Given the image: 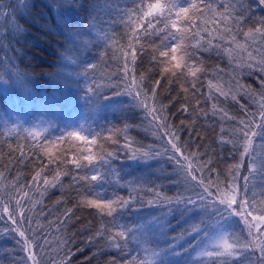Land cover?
Instances as JSON below:
<instances>
[{"label":"trees","instance_id":"trees-1","mask_svg":"<svg viewBox=\"0 0 264 264\" xmlns=\"http://www.w3.org/2000/svg\"><path fill=\"white\" fill-rule=\"evenodd\" d=\"M210 2L214 7L230 4L237 14L243 12L246 18L250 17L245 24L240 25L243 31L258 24L260 18L264 17V6H259L257 0ZM133 3L134 0H0V72L8 69L10 73V78L6 74L4 83H0V193L11 191L14 185L29 183L39 170L38 165L48 163L44 157L45 151L53 155L66 152L69 159L72 157L73 153L68 150L75 147L74 144L59 140L61 136L49 139L46 132L54 127L67 105L78 103L82 107L85 124L94 128L93 134H100L99 143L103 148L107 151L119 150L121 153L119 159L104 166L107 174L100 182L105 196L110 194V198H113L115 193L125 199L129 196L136 199L135 203L116 213V222L131 225L150 221L152 250L160 251L162 264H195L200 258L192 255V246L201 238L195 233H184L185 229L190 230L194 221L206 216L205 211L195 208L188 210L182 204H147L148 200L156 198L157 191L174 196L185 188L176 165L164 152L165 142L159 139L150 117L126 94V88L117 89L119 94H113L115 90L105 89L103 96L106 98H100V93L93 96L86 91L91 76L84 73L82 67L89 63L96 62L98 65V83L117 82L111 77L122 70L124 59L120 46L127 44V37L121 39V34L127 32V28L120 26L117 11ZM220 11H224V8L220 7ZM114 16L116 21L112 23L111 18ZM104 27H107L108 35H114V39L107 44L100 33ZM209 30L216 35L214 30ZM238 39L244 42L242 36ZM140 43L144 47L138 55L134 74L137 80L141 75L145 77L142 86L146 88L160 81L157 105H167L169 124L179 127L183 122L188 129L182 132L181 140L191 141L190 149L198 147L200 153H207L205 160H215L220 168L238 162V153L237 159L228 157L232 145L220 143L222 138H230L229 133L235 127V124L223 118L221 110L237 120L245 118V109L247 112H256L259 123L261 96L264 94V87L261 86L264 71H261L258 63L264 47H261L259 37L249 48V51L256 49V63L251 68L247 66L249 58L246 53L235 51L230 58L224 49L233 46L221 43L218 39L213 40L211 48L206 44H202L198 50L190 48L189 52L197 61V66L203 69L195 81L191 77L186 80L180 76L174 82L171 75L161 74V66L151 59L153 55H158V52L153 51L160 43L156 36ZM184 43L195 45L196 42L186 39ZM217 44L220 46L215 47ZM104 51H107V55L102 54ZM128 59L131 60V56ZM127 67L131 71L133 65L129 63ZM84 77L88 80L86 84L82 83ZM100 77L105 79L100 80ZM192 83L197 88L195 96L191 90L187 93L183 91V88L191 89ZM217 86L229 95L220 96L216 91ZM233 95L235 100L232 99ZM197 100L200 102L198 107ZM182 105L188 107L187 112L178 111ZM16 122L22 128H13ZM39 125L46 129L43 133L48 141L46 145L43 141H34L23 131V128ZM125 125L129 126L127 130ZM108 136L120 144L124 143L125 137L135 139L139 142L137 147L143 144L159 148L161 155L148 159H127L123 149H116L111 140L105 139ZM261 136L264 133L255 140L258 155H264V139ZM37 149L42 160L33 158L37 155ZM20 151L26 154L23 164L18 162ZM56 170L55 166L45 169L49 180ZM58 170L67 175L60 177L55 188L48 187L45 190V186L38 183L29 192L30 219L24 225L31 226L51 245L50 248L42 249L47 253L44 255V264L50 257L59 261L69 252L72 253L71 264H110L111 260H121L122 257L128 261L132 257L152 259L150 252L146 254L143 251L149 245L139 238L127 245L121 243L120 249H117L109 243L107 232L103 238L98 237L96 233L102 227L111 228V218L79 203L78 192L85 185L81 183L79 188L76 187L74 168L61 164ZM83 174L80 173L81 176ZM242 174H248L246 167L242 169ZM249 186L257 194V199H264L259 196L264 190V175L257 173ZM148 189L153 191L149 192ZM67 209H72V212L65 222L64 213ZM207 212L210 213L211 209ZM227 223V230L241 235L243 225L239 218L231 217ZM10 228L6 220H0V264H22L25 253ZM132 250L135 255H132ZM201 264H211V261L202 260ZM216 264L221 262L217 261ZM239 264H249L248 259H242Z\"/></svg>","mask_w":264,"mask_h":264},{"label":"snow or ice","instance_id":"snow-or-ice-1","mask_svg":"<svg viewBox=\"0 0 264 264\" xmlns=\"http://www.w3.org/2000/svg\"><path fill=\"white\" fill-rule=\"evenodd\" d=\"M257 2L259 6H264V0H257ZM220 7H223L224 11H220ZM117 15L121 22L120 26L127 28V32L121 34V39L127 37V44L120 46L121 56L124 59L122 70L111 77V80L117 82L98 83L96 62L84 65L82 71L91 76L86 91L93 96L100 93V98H106L103 96V90L112 89L115 90L113 94H119L117 89L126 88V94L130 95L143 113L150 117V123L155 125L159 139L165 142V154L176 165L179 177L183 178L185 185L183 191L174 196L157 191L156 198L147 201L148 206L182 204L188 210L195 208L205 211L206 216L194 221L190 230L185 229L184 233V235L195 233L204 241L196 251V256L200 259L196 260L195 264H201L202 260H209L211 264H216L217 261L221 264H239L244 258L248 259L249 264H264V199H257V194L253 193L249 186L257 173L264 175V155H258L255 148V140L264 133V94L261 96L259 123H257L256 112H247L245 109V118L237 120L234 117H228L227 113L221 110L223 118L235 124V127L229 133L230 138L228 140L222 138L220 143L232 145V151L228 157L237 159V153L239 156L238 162L225 164L223 168H220L215 160L210 158L205 160L204 156L207 153H200L198 147L195 150L190 149L191 141L181 140L182 132L188 130L183 122L179 127L169 124L166 115L167 105L162 103L157 105V87L160 81L157 80L153 87L146 88L142 86L145 77L141 75L137 80L134 74L138 55L144 47L140 41L147 40L151 36L160 39L159 45L153 48L158 55L152 56V62L159 64L161 74L171 75L174 82L175 78L180 76L185 77L186 80L188 77H191L192 81L197 79L203 69L197 66V61L193 59L189 49L198 50L202 44L211 48L215 39L233 46L230 49H224L230 58L235 51L246 53L249 58L247 66L251 68L252 64L256 63L254 60L256 49L252 48V51H249V48L256 42L257 37L261 47H264V17L260 18L258 24L243 31L240 25L245 24L250 17L246 18L243 12L237 14L230 4L214 7L210 0H148V2L134 0L130 6L118 10ZM194 17L197 19H193ZM111 20L114 23L116 16ZM209 29L214 30L216 35ZM100 33L105 44L114 39V35H108L107 27L101 28ZM241 36L243 43L238 39ZM186 39L195 41V45L185 44ZM219 46V44L215 45V47ZM102 54L107 55V51ZM260 55L262 58L258 63L261 71H264V52ZM129 56L131 60L128 59ZM129 63L133 65L131 71L127 67ZM6 74L7 78H10L8 69L0 72V83H4ZM125 76L131 78L124 79ZM104 79L105 77H100V80ZM261 86L264 87V81L261 82ZM190 90L195 96L197 93L195 83L191 84V89L183 88L186 93ZM216 91L220 96L229 95L219 86L216 87ZM232 99H236L235 95ZM199 103L197 100L196 107ZM215 108L214 104L213 109ZM241 108L244 109V106L242 105ZM178 111L187 112L188 107L182 105ZM202 114L207 115V113ZM18 127L22 128V125L16 122L13 128ZM128 127L125 125V130ZM23 131L34 141H43L44 145L48 143L43 136L46 129L35 126L23 128ZM86 131L84 126L80 125L67 129L59 137V140L75 145L68 150L73 153L70 159L66 152L53 155L50 151H45L44 157L47 158L48 163L38 165L39 170L35 172L29 183L14 185L11 191L5 190L0 193V220H6L11 225L10 231L18 237V243L21 244L25 253L22 264H44V255L47 253H44L42 249L51 247L39 232L34 231L31 226L24 227V225L30 219L28 216L31 211L28 207L31 203L29 192L38 183H42L45 190L48 187L55 188L60 177L67 175L58 170L61 164L76 170L73 180L77 188L81 183L85 185L83 190L78 192L79 203L111 218L109 221L111 228L102 227L96 233L98 237L103 238L104 233L107 232L109 243L117 249H120L121 243L127 245L136 238L149 245L143 251L146 254L151 253V260L132 257L128 261L122 257L121 260H111L110 264H162L160 251L152 250L150 221L131 225L116 222V213L135 203V197L129 196L125 199L114 193L113 198H104L99 191L93 190L96 182L105 179L107 169L104 166L110 165L114 159H119L121 153L119 150H105L99 143L100 134H85ZM196 138L199 139V136L197 135ZM261 138L264 139V136ZM105 139L111 140L116 149H123V155L127 159H148L161 155L159 148L143 144L137 147L139 142L135 139L125 137L123 144L111 136ZM38 153L39 149L33 158L42 160ZM9 155L11 156L12 153L10 152ZM25 157L26 154L20 151L18 162L23 164ZM228 157L221 159L227 160ZM53 166L57 170L49 180L45 169H51ZM245 167L247 175L242 174V169ZM81 172L84 173L82 176ZM148 191L153 190L148 189ZM259 196L264 198V190L259 193ZM208 209H211L210 213L207 212ZM71 212L72 209H67L64 213L65 222L70 218ZM229 217L239 218L243 225L241 235L226 229ZM42 240L44 243H41ZM137 246L139 247V244ZM71 255L72 253L69 252L59 261L50 257L46 264H71Z\"/></svg>","mask_w":264,"mask_h":264},{"label":"rangeland","instance_id":"rangeland-1","mask_svg":"<svg viewBox=\"0 0 264 264\" xmlns=\"http://www.w3.org/2000/svg\"><path fill=\"white\" fill-rule=\"evenodd\" d=\"M87 77H84L82 83L86 84L87 83ZM85 118L83 114V110L80 104L78 103H72L70 105H67L64 109V113L61 112L60 115L58 116L56 123L52 129H49L46 134L48 135L47 137L49 139H53L55 137L61 136V134L66 131L69 128L72 127H78L80 125H83L84 128L87 130L85 134H93L94 133V128L89 127L85 124ZM39 123V122H38ZM39 128H43V125H39ZM52 137V138H51ZM94 191H99L100 194L102 193V196L104 198H110V194L105 196L102 184L100 181L96 182L95 188L93 189ZM231 219V217L228 218L227 222ZM226 222V227L228 226V223ZM203 239L201 238L199 241L195 242L192 246V255L196 256V251L199 246L203 244ZM197 243V244H196ZM135 255V251L132 250ZM197 257V256H196Z\"/></svg>","mask_w":264,"mask_h":264}]
</instances>
